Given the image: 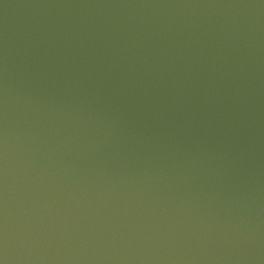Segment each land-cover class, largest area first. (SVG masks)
I'll return each instance as SVG.
<instances>
[{
    "label": "water",
    "instance_id": "1",
    "mask_svg": "<svg viewBox=\"0 0 264 264\" xmlns=\"http://www.w3.org/2000/svg\"><path fill=\"white\" fill-rule=\"evenodd\" d=\"M0 264H264V0H0Z\"/></svg>",
    "mask_w": 264,
    "mask_h": 264
}]
</instances>
